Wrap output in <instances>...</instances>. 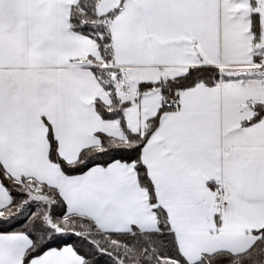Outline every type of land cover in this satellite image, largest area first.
<instances>
[{"label": "snow or ice", "instance_id": "1", "mask_svg": "<svg viewBox=\"0 0 264 264\" xmlns=\"http://www.w3.org/2000/svg\"><path fill=\"white\" fill-rule=\"evenodd\" d=\"M0 264H264V0H0Z\"/></svg>", "mask_w": 264, "mask_h": 264}]
</instances>
